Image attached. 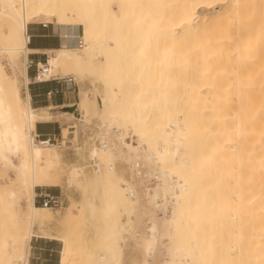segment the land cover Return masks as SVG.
Here are the masks:
<instances>
[{
    "label": "bare ground",
    "instance_id": "6f19581e",
    "mask_svg": "<svg viewBox=\"0 0 264 264\" xmlns=\"http://www.w3.org/2000/svg\"><path fill=\"white\" fill-rule=\"evenodd\" d=\"M40 20L81 27L83 43L47 50L44 78L89 75L102 86L92 103L81 94L61 107L84 128L91 113L102 121L94 138L105 164L58 217L34 204L35 188L58 187L62 162L59 148L34 141L36 123L52 118L28 92L27 26ZM260 66L264 0H0V179L12 174L0 183V264H26L31 238L51 225L59 264H98L95 254L99 264H264ZM95 222L93 244H80Z\"/></svg>",
    "mask_w": 264,
    "mask_h": 264
},
{
    "label": "rangeland",
    "instance_id": "374dc122",
    "mask_svg": "<svg viewBox=\"0 0 264 264\" xmlns=\"http://www.w3.org/2000/svg\"><path fill=\"white\" fill-rule=\"evenodd\" d=\"M112 8L115 9L116 8L115 5H112ZM148 10L149 11L151 10V6L148 7ZM215 10H217V9H215ZM39 22H46V20H40ZM40 26H42V25L41 24H39V25L29 24L27 26L28 34H29V29L31 27H40ZM47 26H49L51 29H56L59 31L61 38L63 40V43L61 44V46L65 43L66 45L76 47L77 49L82 48L83 43H81V40L79 37L81 34V31H80L81 27H78L79 30L76 28L70 30V29H66V28L63 29V28L57 27L56 25L50 24V23ZM68 38H70V39H68ZM81 44H82V46H81ZM79 46H81V47H79ZM156 49H157V47L152 46V45L149 47L148 54L150 57L147 59L148 60V64H147L148 67H147L146 71H148L150 69V66L152 65L153 54L155 53ZM44 59H46L45 56H44ZM253 65H255V64H253ZM255 66L258 67V65H255ZM261 67L262 66H260V72H262V74L264 75V72H263L264 67L263 68H261ZM5 68H6L7 73H9L10 70L8 69V67H5ZM262 69H263V71H262ZM257 70L259 71V68ZM55 73L58 74V72H55ZM55 73H53V74H55ZM27 74H28V72H27ZM61 76H64V78H68V77L72 78L73 82H74L73 92L70 93L72 100L70 101L69 104H72V103L76 104L78 102V97H80L81 94L85 95V97L87 99H89V101H91V103L94 100H96L98 97L102 96L101 83L93 76L85 75L82 77H77V76L71 75L70 73H65L64 75H61ZM28 78H29V76H28ZM29 82H31L30 78H29ZM126 82H128V81L126 80ZM19 85H20V92L22 93L24 90H23V83H22L21 79H20ZM149 85H153V82H150ZM125 88H127V86H125L122 89V91H125L126 90ZM150 100H151V98L148 99V102ZM31 106L33 108H36L35 104H31ZM64 106H66V105H64ZM46 108L49 109L47 112L52 116V118L50 119L51 121H49L47 123H43V124L55 126L56 127V133L55 134L58 133V129H57L58 124L61 126V129L64 126L67 127L66 131L62 132V130H61L62 136L69 137V136L74 135L73 146L82 147L79 150H76L75 147L74 148H65L64 147V148L57 150V153L60 155V158L62 160V162L55 168V172L58 174V178H59L58 187L35 188L36 196L39 194H50L52 196L57 197L58 200L61 201L62 206L60 209H58V208L52 209V210L49 209V212L52 216L58 217V216L62 215L68 207L71 206V202L76 203V205H77V203L80 204L83 202L82 200H84V199L81 195L80 185L83 183V181L85 179L88 180V184L91 186L93 184L94 185L98 184L97 178L100 177V174H102L104 164H105V159L103 156L96 153V150H97L96 147H98V145L96 143H94L92 140L94 139V137H98L100 139V127L102 125L101 124L102 121L100 122V120H98L96 118L95 114L93 115L91 113V115L89 116L90 117L89 124L87 126H85V128H84L82 126V124H80L77 121L75 122V120L72 117L68 118L70 116L66 117L62 114L67 109L61 108V107H53L51 105L46 107ZM105 121H110V120L105 119ZM103 123H105V122L103 121ZM69 126H71V127L68 128ZM44 131H46V128H43V132ZM128 132L129 131H127L126 133H128ZM70 133H72V135H70ZM126 136L128 137V138L127 137L125 138V141L127 143H131L130 141L132 139L133 145H136L135 143L138 141L136 137H132L131 135H128V134H126ZM89 137H92V140H90ZM129 137H131V138H129ZM84 142H86V143H84ZM81 145H83V146H81ZM13 160L15 163L17 162V159H13ZM91 161H98L99 162L97 168H95L92 165ZM124 165H126V164H124ZM10 173L11 172L4 174L3 179H0V183L5 182L7 185H10V183L8 182V178H7V177L12 178V174H10ZM49 174H51V173H49ZM229 178H232V177L230 176ZM229 180H231V179H229ZM228 182H230V181H228ZM228 182H227V184L229 186ZM228 186L226 188V190L228 189V192H226V193H228L229 198H231L232 195L229 192L233 188H231L229 190ZM152 187H154V186H152ZM232 192H233V190L231 191V193ZM226 196H227V194H226ZM86 197L89 198V194H87ZM101 197H102V195H101ZM37 201H38V199L35 197V202H37ZM35 205L40 206L38 204H35ZM15 209H17V203L16 202H15ZM166 210H169V207H167ZM72 212L75 213V209H73ZM154 214L156 215L157 218L162 217V212L158 211V212H155ZM228 219L229 218H227V220ZM96 223L97 222H95L93 225L87 226V227L82 228L80 230L81 234L78 235L80 244H83L87 241H88L87 245L89 244V242H92L91 245L93 244L94 240H91V239H90L91 241L89 239L85 240V238L87 239V238L91 237V234L94 231L93 226H95ZM227 224L230 226L231 223L228 222ZM54 228L55 227L52 225L49 228L45 227V229H44L45 235L44 236L54 237L55 236L54 230L56 229V228L55 229ZM46 229H48L49 231ZM85 231H89V232H87L85 235L84 234ZM35 241L36 242H42L43 244H46V245L49 244L50 242L54 243L57 246L58 252L60 250V243H58V242L49 241V240H45V239L35 240L34 238H32L31 246L33 245V243ZM160 242L164 245L167 244V240L164 238H161ZM5 253H7V251H5ZM95 253H96V251L94 252V254ZM160 254H161V256L164 257L165 252H164L163 248L160 249ZM84 257H82L83 262H86L87 259L84 260ZM93 259L96 260V262H98V264L101 262L100 260H98L97 254H95L94 258H92L91 260H93ZM159 260H160V257H159ZM58 264H59V262H58Z\"/></svg>",
    "mask_w": 264,
    "mask_h": 264
},
{
    "label": "crops",
    "instance_id": "0c3cea01",
    "mask_svg": "<svg viewBox=\"0 0 264 264\" xmlns=\"http://www.w3.org/2000/svg\"><path fill=\"white\" fill-rule=\"evenodd\" d=\"M43 24V22L37 23V25ZM49 23H46V26H40V27H31L29 29V44L28 47L35 52H31L28 54L27 61L32 60L33 62H40L42 63L44 61L43 54L47 50H55L59 49L60 47L64 46L65 43L61 46L63 43V40L61 38V35L58 30L51 29L49 26ZM70 29L71 28H66ZM79 30V28H77ZM28 31V28H27ZM60 46V47H59ZM28 76L31 80V82L28 85V92L30 94V103L36 105V109L38 108H46L48 106L53 107H62L64 105H69L70 101L72 100L70 94L63 93V94H57L52 96L51 99L46 100L44 97V94L55 88V87H62V85H58L54 82H48V83H41V84H33L32 78L34 76V69L30 68L27 69ZM64 89V88H63ZM43 123L47 122H38L35 125V132L43 135V134H55L56 133V127L46 125ZM43 128H46V131L43 132ZM36 194V192H35ZM32 238L36 239H45L49 241H55L60 243V250L58 252L57 246L54 243L49 244H43L42 242H34L31 246V240ZM30 240L28 251H27V259L26 264H58L60 261L61 255H62V245L61 242L58 240H55L53 237H47V236H33ZM58 254V255H57Z\"/></svg>",
    "mask_w": 264,
    "mask_h": 264
},
{
    "label": "built area",
    "instance_id": "2783aa9c",
    "mask_svg": "<svg viewBox=\"0 0 264 264\" xmlns=\"http://www.w3.org/2000/svg\"><path fill=\"white\" fill-rule=\"evenodd\" d=\"M42 26L45 27L46 25H42ZM43 56H45V58H46L45 54H43ZM39 64H42V65L39 66ZM45 65H46V59H44V61L42 63L33 62L32 60H28L27 69H30V68L34 69V76L32 78V83L33 84H41V83L54 82L58 85H62V87L64 88L63 89L61 87H55V88L47 91L44 94V97L46 98V100L51 99L52 96L57 95V94L72 93L73 92V86H74L73 79L69 78V77L64 78V77H60V76H51L49 78H44ZM70 127L71 126H69L68 128H70ZM57 129H58L57 134L40 135V134L36 133L34 136L35 143L37 145H43V146H46V145L55 146L59 149L64 148V147L65 148H74L75 146H73V135H72V133H70V135H72V136H69V138H71V139H69V138L64 139V137L61 134V126L59 124L57 125ZM93 142L96 143L98 146H100V141L98 138H94ZM91 162H92V165L95 168H97L98 162L97 161H95V162L91 161ZM137 166H136V168H138ZM136 168H135V170H137ZM138 169H139V171L137 173V177L141 181H143L142 184L146 187H149V188L154 186L156 183V179L150 175L149 170L144 168V167L143 168L139 167ZM36 198L38 199V201L37 202L34 201V204H38V205H40L44 208H48L50 210L57 209V208L60 209L62 206L61 201H59L57 197L52 196L50 194H39L36 196ZM34 239L37 240L36 238H34Z\"/></svg>",
    "mask_w": 264,
    "mask_h": 264
}]
</instances>
